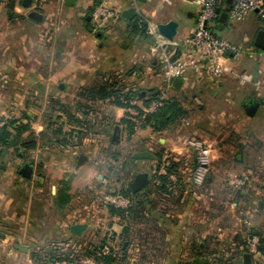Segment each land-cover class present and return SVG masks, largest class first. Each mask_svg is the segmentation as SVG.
Masks as SVG:
<instances>
[{
  "label": "crops",
  "instance_id": "0c3cea01",
  "mask_svg": "<svg viewBox=\"0 0 264 264\" xmlns=\"http://www.w3.org/2000/svg\"><path fill=\"white\" fill-rule=\"evenodd\" d=\"M23 1L0 0V116L28 117L29 129L20 139L36 144L26 149L17 142L0 151V264H32L36 253L68 242L87 246L123 240L125 223L111 212L107 198L122 196L119 191L130 188L138 172L148 174V191L165 156L176 162L169 178L178 186L170 194H148L155 211L146 219L164 235L166 248L153 260L206 262L212 247L221 244L230 251L227 259L242 248L234 240L237 234L251 229L257 235L249 237L264 239V125L259 126L264 103L258 102L264 100V83L261 49L254 45L263 25L251 36L235 38L230 30L219 33L229 18L220 28L217 19L214 31L243 44L242 53L223 60L219 77L193 67L173 87L162 73L165 54L176 57L186 50L184 39L193 30L199 0H48L36 9L40 22L27 16L33 8ZM100 3L119 15L94 29L92 15ZM131 7L135 14L129 20L123 12ZM140 17L145 33L135 29ZM248 17L260 20L254 13ZM171 22L169 38L160 28ZM103 83L130 91L138 106L163 92L184 113L161 129L145 123L130 133L123 106L86 94ZM252 103L257 107L250 113ZM241 119L245 127L236 126ZM191 138L211 144L200 189L194 182L195 150L187 143ZM139 151L155 158L134 157ZM31 160L33 174L27 179L19 168ZM75 223H86L80 236L70 230ZM146 226L132 224L129 230L138 227L142 233ZM15 244L28 247L27 252ZM251 260L264 264V249Z\"/></svg>",
  "mask_w": 264,
  "mask_h": 264
},
{
  "label": "built area",
  "instance_id": "2783aa9c",
  "mask_svg": "<svg viewBox=\"0 0 264 264\" xmlns=\"http://www.w3.org/2000/svg\"><path fill=\"white\" fill-rule=\"evenodd\" d=\"M48 0H31L30 6L33 9H38ZM105 1V0H104ZM137 0H133L135 4ZM201 6L196 15L195 23L191 34L184 39L186 50L179 56L165 54V62L163 68V76L168 82L176 77L182 76L188 69L198 67L213 77L221 76L225 67L223 60L226 58H235L239 56L244 46L241 43H236L218 36L211 27H214L219 14L216 8L226 2V0H199ZM228 18L234 20H243L249 14L254 13L260 20L264 22V0H232L227 11ZM118 11L112 8H107L103 3H100L93 11V19L95 20L94 29H98L110 19L118 17ZM143 18H139L137 24L140 28L145 22ZM260 58V79L264 83V50H259ZM166 99L165 93L157 94V97L151 99L147 104L138 106L134 100L129 102V105L124 107V117L134 124V129H138L144 121L147 114L156 111L162 106ZM12 116H0V128L5 124V121L11 119ZM188 145L195 150L197 159V169L194 175V182L201 184L204 176L207 173V166L211 159V144L199 138H191L188 140ZM2 144L0 143V151ZM166 157L159 168L160 173H165ZM242 184L240 180L235 181ZM107 202L116 207H127L128 200L119 195L108 196ZM107 247H104L103 253H106ZM246 250L254 255L258 253V238L251 236L247 240ZM55 264H71L67 260L55 261Z\"/></svg>",
  "mask_w": 264,
  "mask_h": 264
},
{
  "label": "trees",
  "instance_id": "16d2710c",
  "mask_svg": "<svg viewBox=\"0 0 264 264\" xmlns=\"http://www.w3.org/2000/svg\"><path fill=\"white\" fill-rule=\"evenodd\" d=\"M135 29L145 33V25H141L138 28L136 23ZM88 96H97L99 99H109L110 102L114 103L117 106L126 107L129 105V102L135 98V95H132L130 91H123L122 89H117L114 87L113 84L103 83L99 84L96 87H93L86 91ZM157 97V94L152 95L149 99L144 101V105L147 104L151 99ZM184 112L178 106V102L172 98H166L163 101L162 106H160L156 111L149 113L145 116L143 124H149L154 130L161 129L166 127L172 121H174L178 116L182 115ZM124 123L127 124L129 132L132 133L134 131V124L124 117ZM30 120L28 117H20V118H12L5 121V124L0 128V143L3 147H8L12 144L19 142L20 147L23 148H33L35 147L36 141L32 139H20V135L29 129ZM60 126V125H59ZM59 126H56L55 130L59 131ZM67 138L63 135L61 141H66ZM163 162V161H162ZM162 162L157 166L155 172L152 175V183H150V187L145 191L146 188L142 191L132 193L131 189L125 188L119 191V193L126 197L129 200V204L127 207H116L110 205L111 212L115 213L124 223L125 226L122 230V235H124L123 241L127 240L126 245H121V252L125 254L126 250L128 249L129 245V235L131 231L129 230V226L131 227L136 218L139 216L145 217L147 215H153L155 207L154 204L148 199V194H153L156 192H164L166 194L172 193L178 186L177 181H173L169 178V175L175 172L176 162H174L171 158L166 160L165 164V173H158L160 165ZM155 218V217H154ZM133 222H131V221ZM139 223V222H138ZM141 223V222H140ZM127 224V225H126ZM249 235H257L251 229L245 231V233H239L235 236L234 240L238 243V246H242L241 249H238L234 256L226 258L220 257L219 255H214L212 253L211 258L214 259L215 257L218 258L217 261L221 262V264H229L228 260L235 259L236 255V262L232 261L231 264H237L238 262L241 263V257L243 253H245L246 242ZM107 246L105 241H101L97 244H89L85 247L84 257L93 260L98 264H114L115 262H121L124 259V255H115L112 252V248H110L109 252L103 253L104 247ZM200 249V247L198 246ZM57 249V248H54ZM264 249V239L258 238V251ZM58 251L52 252L49 256V264H54L55 261L58 260H66L67 257L60 256L57 254ZM192 263V262H191ZM196 264V263H192ZM207 264H216L215 260Z\"/></svg>",
  "mask_w": 264,
  "mask_h": 264
},
{
  "label": "rangeland",
  "instance_id": "374dc122",
  "mask_svg": "<svg viewBox=\"0 0 264 264\" xmlns=\"http://www.w3.org/2000/svg\"><path fill=\"white\" fill-rule=\"evenodd\" d=\"M260 24L264 26V22L262 20L261 21L257 20V22L255 23V22H252V20H250L248 16L243 20H234V19L229 18V20L227 21L225 31H223L222 33L221 32L219 33L221 35L222 34L224 35V32H227L230 30L233 37L243 38L245 36H251L254 29ZM211 30L214 31V27H211ZM238 61H241V59H238ZM37 108L41 112L42 104L40 105V107H37ZM30 114L32 115L33 113L31 112ZM238 121L239 123L236 124L237 127L246 126V123H244V119L243 120L241 119ZM263 125L264 124H261L259 126H263ZM233 126L234 125H231V127ZM225 129H228V125L227 127L225 126ZM258 131H261V130L259 129ZM202 183L200 185L196 184V185H199L198 186L199 189L203 188ZM138 222L139 224L141 222L147 225L145 229L146 231L141 233L140 230H138V227H135L133 229V231L131 232L132 237L129 238V245H128V249L126 250L125 254L121 252V245L124 242L121 239L120 241H117L116 243H112V245H110L109 242L107 243L108 245L105 243L108 248L107 250H105V252L106 253L109 252L110 248H112V252L115 255H119V256L122 254L124 255V259L121 262H115L114 264H169L167 262H160V261L153 260L156 258V255L160 256V254H164V252L166 251V248H164V239H165L164 235L158 230V228L155 226L154 223L146 219V216L145 217L139 216L138 218H136V221H134L133 223L138 224ZM140 235L143 239V242L139 241ZM80 243L79 242H72V243L68 242L66 245H63L59 248L56 247L57 249L46 248L45 250H42L39 253H36L35 260L33 261L32 264H49L50 254L56 251H58L57 254H59L60 256L67 257L66 260L70 262L71 264H98L96 262H93V260L84 257L85 247H87L88 245L85 246V244H80ZM225 247L226 246L223 244L216 245V247H212L213 249L210 251V253L211 254L214 253V255L216 254V255H219L220 257L222 256L223 258H225V256L227 255V252L229 251V250H226ZM218 258L216 257L214 259L211 258L210 261H206V262L202 261L196 264H207V263L212 262V260H215L216 264H221V262L217 261ZM58 261H62V260H58ZM22 264H26V263H22ZM180 264H192V263L182 262Z\"/></svg>",
  "mask_w": 264,
  "mask_h": 264
},
{
  "label": "water",
  "instance_id": "95a60500",
  "mask_svg": "<svg viewBox=\"0 0 264 264\" xmlns=\"http://www.w3.org/2000/svg\"><path fill=\"white\" fill-rule=\"evenodd\" d=\"M142 1V0H139ZM31 0H24L23 1V6L25 8H29ZM232 0H226V6L223 8V10H221L219 7L216 8V12L219 14L218 19H219V25L217 26L218 28H220V25L222 23H224L227 19H228V9L229 6L231 4ZM135 14V8L131 7L128 8L126 10H124L123 12V16L126 17L127 19L131 20L133 15ZM27 16L35 21L40 22L42 20V14L40 12H38L36 9H31ZM160 31L165 34L167 37L171 38L172 33L174 32V23L171 22L170 24L166 25V26H161ZM100 36V33L98 34ZM254 45L261 49L264 50V29H259L255 35L254 38ZM181 78L176 77L173 79L172 81V86L173 87H177L178 84L180 83ZM144 95L143 92L139 93L138 96L139 98H141ZM259 103L263 104L264 100L260 99L258 101ZM257 104L256 103H252L250 104V108H249V112L253 113L256 110ZM134 157L136 158H155V156L153 154H151L148 151H139L133 154ZM84 160V155H80L79 159H78V165H80L82 163V161ZM19 173L21 175H23L24 177H26L27 179L32 178V174H33V161H26L22 164V166H20L19 168ZM149 183V178H148V174L146 172H138L132 182L129 184L131 192L132 193H136L139 191H142L146 188V186ZM86 228V223H75L72 224L70 226V230L71 232L76 235V236H80L82 234V232L85 230ZM15 248H17L20 251L23 252H27L28 247L23 246V245H18L15 244ZM242 262L243 264H251L252 260H251V254L248 252L243 253L242 255Z\"/></svg>",
  "mask_w": 264,
  "mask_h": 264
}]
</instances>
